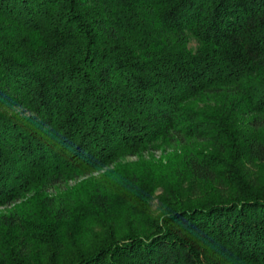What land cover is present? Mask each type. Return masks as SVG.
Returning <instances> with one entry per match:
<instances>
[{
	"label": "trees",
	"instance_id": "16d2710c",
	"mask_svg": "<svg viewBox=\"0 0 264 264\" xmlns=\"http://www.w3.org/2000/svg\"><path fill=\"white\" fill-rule=\"evenodd\" d=\"M0 264H264V0H0Z\"/></svg>",
	"mask_w": 264,
	"mask_h": 264
},
{
	"label": "rangeland",
	"instance_id": "374dc122",
	"mask_svg": "<svg viewBox=\"0 0 264 264\" xmlns=\"http://www.w3.org/2000/svg\"><path fill=\"white\" fill-rule=\"evenodd\" d=\"M171 150V149H170ZM170 150H164V149H156L154 150L153 152H149V151H146L143 153L144 155V158L145 159H153L154 162H158L160 160H162L164 158V156L166 155V153ZM139 157L137 156H129L127 157L125 160L127 161H136L138 160ZM187 185H189V183H187ZM186 185V186H187ZM204 188V186L202 188H200V191ZM164 191L162 189V187L158 186L157 188H155L152 196L149 198V207H150V210L152 213H155L157 212L160 207L163 205V201L160 199V195L163 194ZM98 228V226H96V229Z\"/></svg>",
	"mask_w": 264,
	"mask_h": 264
}]
</instances>
